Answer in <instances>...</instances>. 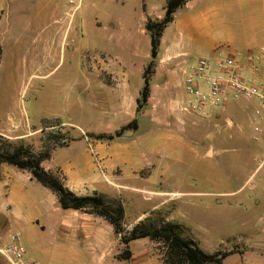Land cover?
Segmentation results:
<instances>
[{
  "label": "rangeland",
  "instance_id": "rangeland-1",
  "mask_svg": "<svg viewBox=\"0 0 264 264\" xmlns=\"http://www.w3.org/2000/svg\"><path fill=\"white\" fill-rule=\"evenodd\" d=\"M112 2L90 7L89 17L95 21L100 16L109 24L113 19L119 21V7ZM53 4L69 7L68 0H0V130L9 128L4 123L8 118L19 121V127L28 124L33 130L39 129L28 135H33L28 142L5 134L0 137L35 152H49L41 166L62 182L56 166L63 167L69 159L70 148L65 146L75 141L74 145L84 147L91 144L90 137L107 143L111 155L100 169L108 181L104 180L99 193L113 209L121 205L124 234L140 223L146 227L171 223L206 253H244L241 257L229 254L222 264H264V133L254 138L249 104L233 100L224 107H213L218 117L211 112H183L177 104L179 94L166 96L161 91L166 85L174 87L179 76L167 77L165 71L156 69V62L150 77L151 98L143 109L135 110L132 118L124 117L122 125H113L115 130L89 134L112 125H106L107 120L100 118L93 106H86L84 111L68 110L70 105L52 87L53 77L44 80L40 76L42 57L36 34L38 26L50 16ZM82 12L78 10L76 17ZM242 13L249 11L244 9ZM129 17L134 18L135 29L124 32H137V41L134 49H119V65L128 71L130 83L142 85L150 38L144 29L146 22L141 24V12ZM226 52L223 48L221 56ZM201 57L208 58L192 50L189 63ZM180 90L184 93L183 88ZM133 119L137 127L117 136L119 129ZM61 122L66 123L62 127L68 137L53 126ZM79 127L88 132V142L77 137ZM101 134L105 137L97 139L96 135ZM54 148L57 149L52 152ZM42 189L37 183L35 187L30 185L26 193L37 205L14 203L9 211L0 214V245L16 234L27 257L39 264H136L130 258H121L124 250L143 252L148 247L152 256L164 263L166 246L162 241L146 237L144 243L133 240L123 244L112 225L93 214L91 217L101 222L96 225L90 221L89 229H99L100 234L78 231L73 237H64L51 225L57 212ZM140 215L135 223L134 218ZM0 254V264H10L4 252Z\"/></svg>",
  "mask_w": 264,
  "mask_h": 264
},
{
  "label": "crops",
  "instance_id": "crops-1",
  "mask_svg": "<svg viewBox=\"0 0 264 264\" xmlns=\"http://www.w3.org/2000/svg\"><path fill=\"white\" fill-rule=\"evenodd\" d=\"M108 1L100 0L96 3L95 0H81L78 10L83 9V12L78 18L76 17L78 10L69 17V7L67 9L63 5L53 4L50 16L38 26L36 34L42 57L40 76L44 80L53 77L52 87L57 92L56 95L62 96V100L70 105L68 110L79 108L84 111L86 106L87 108L93 106L100 118L107 120L106 125H112L105 131L89 132V134L115 130L113 125L121 124L126 116L132 118L135 115L141 84L130 83L128 71L119 65V49H134L137 41V32H124L135 29L134 18L129 17V14L140 11L141 24L148 19H161L164 16L166 3V0H113V5L119 7V21L113 19L109 24L100 16L93 21L88 15L90 7L107 4ZM244 9H248L249 13L243 15ZM109 25H112L111 29ZM259 47L264 49V0H187L184 6L175 12L173 21L163 30L156 66L157 70L159 67L160 70L165 71L167 77L179 76L180 80L174 87L166 85L161 91L166 96L180 95L177 104L178 108L183 109L189 97L185 90L183 93L180 89H184L185 73L196 62L189 63L188 57L192 50H197L213 59L222 55L223 48L227 50V55H245L250 51L261 49ZM150 98L151 96L148 100ZM247 109L250 111V106ZM208 112L215 117L219 116L213 107H206L199 113ZM8 119V121L5 119L4 123L9 125V128L0 130V134L28 142V138L32 139L33 136L28 135L32 131L39 130H33L34 128L28 124L19 127V121ZM64 123L53 126L57 127V130L61 128L60 130L65 134L62 127ZM217 130L219 134L220 128L218 127ZM77 134V137L89 141L86 137L88 132L83 128L79 127ZM90 138L91 144L88 143L84 147L74 145L75 141H71L65 146L70 148L69 159L63 167L56 166L59 167L58 173L64 185L78 196L94 193L101 195L99 191L103 182L108 181L107 175L100 168L103 167V161L111 155L110 146ZM258 166L253 169H257ZM50 170L56 171V169ZM33 182L38 183L31 178L29 172L1 165L0 211L2 212L0 214L9 211L14 203L37 205L35 199L26 195L30 185L36 186ZM43 188L44 196L57 212V217L51 225L64 237H73L79 234L78 231L92 235L101 233L99 229H89L90 221L99 225L101 220L98 217L72 210H63L61 213L55 195L47 188ZM141 217L142 215L137 216L133 221L136 223ZM145 240L146 238H141L135 241L144 243ZM8 242L9 240L0 245L1 252H4L2 250ZM198 245L204 249L200 244ZM231 255L241 257L244 253L241 255L232 253L229 256ZM129 260L136 264H161L158 256H152L149 247L143 252L132 250ZM4 264L8 263L4 262Z\"/></svg>",
  "mask_w": 264,
  "mask_h": 264
},
{
  "label": "trees",
  "instance_id": "trees-1",
  "mask_svg": "<svg viewBox=\"0 0 264 264\" xmlns=\"http://www.w3.org/2000/svg\"><path fill=\"white\" fill-rule=\"evenodd\" d=\"M187 0H166L164 16L161 19H148L144 25L150 38L149 61L142 72V85L137 99L136 112L147 104L150 95V77L157 62L160 38L164 28L173 21L174 14L182 8ZM137 127L136 119L122 126L116 135L120 136L126 129ZM104 135H96L103 139ZM108 139L112 135L107 136ZM49 152H35L29 146L12 143L0 137V164L5 163L30 173L41 186L50 190L63 210H75L100 216L108 221L115 234L123 244L141 239L160 240L166 246L163 264H222L230 251L209 254L204 252L191 238L182 235L180 228L171 223L155 227H146L143 223L136 225L129 233L122 232L123 209L119 204L116 209L108 205L99 194L78 196L70 191L52 172L45 170L41 163L49 158ZM131 253L124 250L122 259H129Z\"/></svg>",
  "mask_w": 264,
  "mask_h": 264
},
{
  "label": "built area",
  "instance_id": "built-area-1",
  "mask_svg": "<svg viewBox=\"0 0 264 264\" xmlns=\"http://www.w3.org/2000/svg\"><path fill=\"white\" fill-rule=\"evenodd\" d=\"M69 17L80 7L81 0H68ZM189 97L185 111L200 112L233 100H244L250 106L248 118L254 138L264 133V49L245 55L201 57L191 65L183 79ZM4 254L10 264H39L26 255L18 235L10 236Z\"/></svg>",
  "mask_w": 264,
  "mask_h": 264
}]
</instances>
